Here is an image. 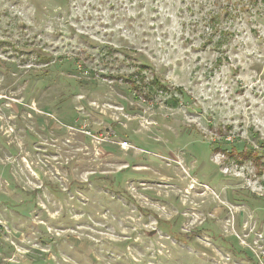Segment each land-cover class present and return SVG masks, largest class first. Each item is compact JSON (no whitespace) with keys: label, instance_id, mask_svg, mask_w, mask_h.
I'll use <instances>...</instances> for the list:
<instances>
[{"label":"rangeland","instance_id":"1","mask_svg":"<svg viewBox=\"0 0 264 264\" xmlns=\"http://www.w3.org/2000/svg\"><path fill=\"white\" fill-rule=\"evenodd\" d=\"M58 5L0 0V264H264V0Z\"/></svg>","mask_w":264,"mask_h":264},{"label":"trees","instance_id":"2","mask_svg":"<svg viewBox=\"0 0 264 264\" xmlns=\"http://www.w3.org/2000/svg\"><path fill=\"white\" fill-rule=\"evenodd\" d=\"M57 2H58V6H61V7H65V2H67V0H57ZM211 20H213V19H211ZM46 62H47V60H46ZM121 79L122 80H125V82L124 83H126V84H128V85H130L131 86V89L134 91V92H137V93H140L141 91H142V87L143 86H137V83H135V81H130L129 79H127V77L126 78H123V77H121ZM127 79V80H126ZM141 80V79H140ZM139 82V81H138ZM156 85V84H155ZM161 89H163V90H166V88H165V86H163V85H161V86H159ZM143 97H146L147 99H150V97H149V95L146 93V94H144L143 95ZM137 99V98H136ZM173 101V103L176 101V100H172ZM252 150H248L247 152H242V154H240V155H237V158L235 159V162L236 163H238V164H241L243 161H245V160H249L250 158H252L253 159V155H252V152H251ZM255 154V153H254ZM233 156H236L234 153H230L229 154V157L230 158H232ZM121 193V195L123 196L124 195V193L123 192H120ZM178 238L179 239H182V237L181 236H178Z\"/></svg>","mask_w":264,"mask_h":264}]
</instances>
